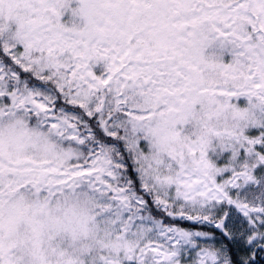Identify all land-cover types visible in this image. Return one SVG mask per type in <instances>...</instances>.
Here are the masks:
<instances>
[{
	"label": "snow or ice",
	"instance_id": "1",
	"mask_svg": "<svg viewBox=\"0 0 264 264\" xmlns=\"http://www.w3.org/2000/svg\"><path fill=\"white\" fill-rule=\"evenodd\" d=\"M5 14L0 264H255L264 244L237 261L230 246L264 241V123L216 152L169 145L205 103L264 100V0H0Z\"/></svg>",
	"mask_w": 264,
	"mask_h": 264
},
{
	"label": "clouds",
	"instance_id": "2",
	"mask_svg": "<svg viewBox=\"0 0 264 264\" xmlns=\"http://www.w3.org/2000/svg\"><path fill=\"white\" fill-rule=\"evenodd\" d=\"M7 14L0 17V35H3L8 28ZM235 107L227 112H219L215 107L208 104L197 107L194 117L190 120L189 126L182 130L178 141L169 145V149L179 152L188 143L203 145L212 152L223 149L230 143L231 137L248 129L252 125L264 123V100H257L249 103L245 100L244 104L234 101ZM163 128L161 122L160 125ZM157 157L155 154L150 155L145 163L149 164ZM184 165L188 168L195 169L198 166V157H192L185 151ZM160 174H166L164 170L155 169Z\"/></svg>",
	"mask_w": 264,
	"mask_h": 264
},
{
	"label": "rangeland",
	"instance_id": "3",
	"mask_svg": "<svg viewBox=\"0 0 264 264\" xmlns=\"http://www.w3.org/2000/svg\"><path fill=\"white\" fill-rule=\"evenodd\" d=\"M225 59H227V57H225ZM235 102H236V103H239V104L242 105V104L245 103V99H244L243 97H240V98H237V99L235 100ZM217 163H223V160H222V159H218V160H217ZM225 178H227V177H225ZM231 194H232L233 196L236 195L235 192H232ZM256 194L259 195L258 192H257ZM237 215H239V214H237ZM241 219H243V218L241 217ZM238 225H239V222H238ZM247 229H248V225H247L246 222H245V223L243 224V226H242L241 228H239V231H237V236L239 237V236H240V232H243V233H244V239L246 240L247 236H248V235H251V231H248ZM194 230H201V229H194ZM260 231H264V229H260ZM218 235H219V233H218ZM218 235H217V236H218ZM201 243H202V244H203V243L211 244V243H213V242H212L211 240H209V241H207V242L202 241ZM262 244H264V241H261V240L258 239L257 242H256V244L253 245L252 248H249V247H247V246L244 244L243 241H241L240 243L232 244V245L230 246V248H231V247H234V248H235L234 252H235L237 255L240 254V255H243V256L249 257V256L252 255V251H253V249H254L255 247H260ZM217 246H219L218 242H217ZM236 251H237V252H236ZM231 254H232V256H234V255H233L234 253L231 252Z\"/></svg>",
	"mask_w": 264,
	"mask_h": 264
},
{
	"label": "trees",
	"instance_id": "4",
	"mask_svg": "<svg viewBox=\"0 0 264 264\" xmlns=\"http://www.w3.org/2000/svg\"><path fill=\"white\" fill-rule=\"evenodd\" d=\"M153 210H154V212L156 211L155 209H153ZM157 214L159 215V213H157ZM161 218L164 220L165 223H172L171 218L167 217L166 215L162 216ZM177 223L179 224V226H182V227H185V228L194 229L193 225H192V222H189V221H177ZM195 228H199V229L202 228V229H205L207 231H212L211 227H208V226H196ZM255 248H258V247H255ZM234 250H235V248L231 247V252L234 253L233 254L234 256H232V259L234 261H237L241 257H246V256H243V255H240V254L237 255L234 252ZM255 264H264V253H259L258 254V256L256 257V260H255Z\"/></svg>",
	"mask_w": 264,
	"mask_h": 264
}]
</instances>
